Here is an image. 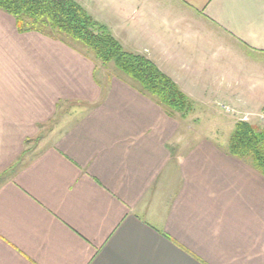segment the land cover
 I'll return each mask as SVG.
<instances>
[{
  "label": "crops",
  "instance_id": "0c3cea01",
  "mask_svg": "<svg viewBox=\"0 0 264 264\" xmlns=\"http://www.w3.org/2000/svg\"><path fill=\"white\" fill-rule=\"evenodd\" d=\"M74 1L196 104L264 110V0ZM100 63L0 10V264H264V176Z\"/></svg>",
  "mask_w": 264,
  "mask_h": 264
},
{
  "label": "trees",
  "instance_id": "16d2710c",
  "mask_svg": "<svg viewBox=\"0 0 264 264\" xmlns=\"http://www.w3.org/2000/svg\"><path fill=\"white\" fill-rule=\"evenodd\" d=\"M0 10L14 17L19 32L65 36L90 49L102 64L113 63L171 117L177 114L183 119L192 111L193 103L170 78L146 57L125 51L108 29L74 0H0ZM227 151L264 176L263 130L243 121L236 123Z\"/></svg>",
  "mask_w": 264,
  "mask_h": 264
},
{
  "label": "rangeland",
  "instance_id": "374dc122",
  "mask_svg": "<svg viewBox=\"0 0 264 264\" xmlns=\"http://www.w3.org/2000/svg\"><path fill=\"white\" fill-rule=\"evenodd\" d=\"M68 40H70L68 38ZM74 45H76L78 48H81L82 50L88 52L91 54L94 58L93 52L83 46L79 42H75L70 40ZM100 66H103V69H96L95 71V77L99 80L101 79V74H104L106 79H110L111 76H115L118 78L126 79L129 80L130 82L137 84L133 80H131L129 77H127L125 74H123L121 71H119L113 63H108V64H102L100 63ZM99 68V67H98ZM255 73L253 71V68L249 71V74ZM189 99V98H188ZM193 103V109L192 111L187 114L185 118H181L184 121V124L188 130H195L194 133H196L195 136L189 137L190 139L193 138H210L213 140L218 141L220 144H225L226 142L228 143V140L233 133L234 127L236 123L243 121L246 122L254 127L259 128L260 130L264 131V123L261 121L260 117L261 114L264 110H261L259 113L245 116L241 118L240 116L232 113L229 110H226L225 107L223 108L221 104H196L193 102L191 99H189ZM71 105V106H70ZM66 106H62L61 109H59L58 116L55 121L51 122L50 125H52L55 122H58L62 119L64 116V110L66 111H72L70 108L74 106V104H70ZM76 107H80V105H76ZM206 107V108H203ZM209 107V108H208ZM258 110L261 109V107L257 108ZM73 110H76L75 108ZM66 111V112H67ZM180 117V115H178ZM40 135L38 137V142L36 144L38 145L39 143H43V141L48 137L46 134ZM39 144V145H40ZM43 145V144H42Z\"/></svg>",
  "mask_w": 264,
  "mask_h": 264
},
{
  "label": "built area",
  "instance_id": "2783aa9c",
  "mask_svg": "<svg viewBox=\"0 0 264 264\" xmlns=\"http://www.w3.org/2000/svg\"><path fill=\"white\" fill-rule=\"evenodd\" d=\"M260 119L264 123V111L262 112Z\"/></svg>",
  "mask_w": 264,
  "mask_h": 264
}]
</instances>
